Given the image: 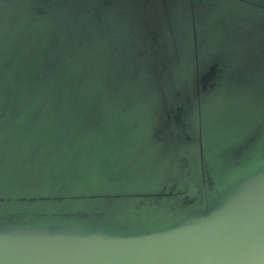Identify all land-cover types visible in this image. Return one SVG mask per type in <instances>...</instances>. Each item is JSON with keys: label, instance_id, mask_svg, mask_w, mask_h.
I'll list each match as a JSON object with an SVG mask.
<instances>
[{"label": "water", "instance_id": "1", "mask_svg": "<svg viewBox=\"0 0 264 264\" xmlns=\"http://www.w3.org/2000/svg\"><path fill=\"white\" fill-rule=\"evenodd\" d=\"M88 1L0 0V264H264V1ZM225 30L250 41L232 134Z\"/></svg>", "mask_w": 264, "mask_h": 264}, {"label": "rangeland", "instance_id": "2", "mask_svg": "<svg viewBox=\"0 0 264 264\" xmlns=\"http://www.w3.org/2000/svg\"><path fill=\"white\" fill-rule=\"evenodd\" d=\"M126 1L127 3H121L131 4L130 1ZM88 2L93 5H100V0H90ZM110 3L115 4V2L112 1H110ZM229 6L230 5L219 6L216 4L213 5L212 8H223L220 12L224 16L226 14L227 16L229 15L231 17H242L247 19L246 14L244 13L245 8H241L235 5V8L227 9V7ZM68 11L71 12V10ZM119 22L121 23V26L128 25L131 28V25L128 24L127 21H125L124 24H122L124 22L123 20H119ZM141 24H143V22L139 23V25ZM92 30H94V26H92ZM93 33L94 31L91 34ZM213 42L215 44V48H205L203 54H205L204 60L213 58L219 63L222 69L220 82L218 83L216 91L212 95L213 102L219 101L222 103V106L220 108H216L215 111L211 113V121L216 120V122L218 123H223L226 126V132H228V134L237 133L241 130L242 124L244 122L245 113L242 108L245 106L246 100L248 98L247 89H243L242 79L244 78L243 73L246 69L248 59L250 58V52L248 50L250 47V41H242V39L240 40V38L230 35L228 33V30H225L222 35ZM255 71H260L258 74H256V77L260 78V76L264 75V69H255ZM229 78H237L238 81H235L231 86ZM253 85L264 87V79L261 82L260 86L258 85L257 81ZM252 97L256 99L257 105H264V96L261 97V101H257L258 98L255 96ZM224 103L225 108L223 109Z\"/></svg>", "mask_w": 264, "mask_h": 264}]
</instances>
